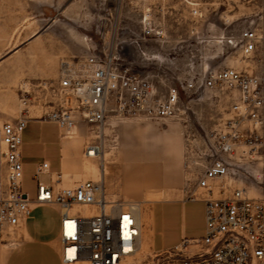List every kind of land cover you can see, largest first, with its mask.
I'll list each match as a JSON object with an SVG mask.
<instances>
[{
  "label": "rangeland",
  "instance_id": "rangeland-1",
  "mask_svg": "<svg viewBox=\"0 0 264 264\" xmlns=\"http://www.w3.org/2000/svg\"><path fill=\"white\" fill-rule=\"evenodd\" d=\"M191 2L200 15L191 14ZM147 10L155 30L162 32L160 39H142L140 19ZM263 26L262 0H0V123L29 118L22 148L23 188L36 196V162L47 159L55 167L60 159L59 126L45 117L53 107L51 83L57 81L62 59L113 58L118 67L151 79L161 97L169 87L195 82L192 91L181 92L174 117L112 115L101 131L79 123L63 142V148L69 142V158L74 157L71 168L78 164L82 169L80 175L72 174L70 186L97 180L103 172L108 197L139 203L141 244L126 264H172L174 257L158 255L149 245L152 205L190 195L205 163L201 153L206 142L234 115L235 92L205 88L201 79L215 69L234 67L253 72L264 83L261 53L245 54L239 38L243 30ZM176 139L181 141L180 151L172 145ZM93 142L103 143L108 162L83 158L85 146ZM254 163L263 165L262 160ZM40 179L48 182L52 176L43 174ZM249 182L251 195L264 193L263 184L255 187ZM204 223V203L191 200L185 220L183 215L176 219L166 240L185 232L201 236ZM28 227L38 240L55 238L59 210L51 205L36 209ZM50 247L23 243L12 253L11 264H59Z\"/></svg>",
  "mask_w": 264,
  "mask_h": 264
},
{
  "label": "built area",
  "instance_id": "built-area-1",
  "mask_svg": "<svg viewBox=\"0 0 264 264\" xmlns=\"http://www.w3.org/2000/svg\"><path fill=\"white\" fill-rule=\"evenodd\" d=\"M190 12L201 14L193 2ZM140 23L142 39H160L162 32L155 30L149 10L143 11ZM239 38L245 54L259 51L264 60V26L247 28ZM201 84L235 92L236 97L231 104L234 115L206 142L203 170L188 196L205 203L204 235L158 255L174 257L172 264H264V193L253 196L246 185L250 180L249 186H264L263 78L224 67L211 71ZM195 86L193 81L172 86L161 97L151 79L118 67L113 58H64L57 81L51 83L54 101L45 120L57 123L64 136L81 122L105 128L112 115L171 118L179 111L181 92ZM28 123V117L0 123V239L19 228L34 206L58 205L61 264H126L141 244L139 203L108 197L102 177L69 187L48 185L40 179L50 169L45 160L36 165L37 193L32 198L23 189L22 148ZM103 149L101 142L88 143L84 154L99 157ZM255 160L263 165L258 167ZM86 207L93 213L85 212Z\"/></svg>",
  "mask_w": 264,
  "mask_h": 264
},
{
  "label": "crops",
  "instance_id": "crops-1",
  "mask_svg": "<svg viewBox=\"0 0 264 264\" xmlns=\"http://www.w3.org/2000/svg\"><path fill=\"white\" fill-rule=\"evenodd\" d=\"M28 126V125H27ZM59 126V125H58ZM26 130V129H25ZM25 133V132H24ZM60 139L61 144L59 146V153H60V159L55 167L52 166L51 162L47 159H43L42 161H48L50 165L49 172L45 174H51L52 179L48 182H43L48 185H53L55 188H62V187H69L71 184V181L73 180L72 174L80 175L82 172L81 167L77 164L74 165L72 169V164L74 163V157L70 156L69 158V142L67 141L65 143V147L63 148V142L64 140L69 139L68 136H62L60 129ZM172 145L174 148H176L178 151L181 149V141L180 139H176L172 142ZM83 156V151H82ZM104 162H108L109 153L104 151ZM85 160H94V159H88L83 156ZM42 161L36 162V165ZM25 167V163H24ZM203 170V169H202ZM202 172V171H201ZM59 175H61V179L59 178ZM195 188V187H194ZM24 189V188H23ZM26 192L29 193L28 190L24 189ZM37 193V187L36 191ZM30 195V193H29ZM36 195V194H35ZM31 196V195H30ZM34 198L33 196H31ZM193 199L189 197H178L173 199H166V200H156L151 208L150 211V219L148 223V231H149V245L152 247L154 251L157 253H160L164 250L171 249L180 243H182L186 239H192V238H201L203 237L204 233L201 236H187L185 233L182 235V237H179L176 235L175 238H172L171 241H167L165 234L167 230L173 231L174 223L176 219L180 218L181 215H183V218L185 220L186 217V209L187 204L189 201ZM202 201V200H201ZM204 203V201H202ZM57 208L60 212V223H61V210L58 205H51ZM43 206H34L30 216L28 219L15 231L8 232L4 235L2 239H0V264H11V255L12 253L19 248L23 243H40L43 245H51L53 247H50L58 256L61 264L60 259V251H61V242H60V231L59 234L55 238H43V239H37L30 231L28 227V222L30 218L32 217L33 212ZM205 207V203H204ZM185 223V222H184ZM185 226V225H184ZM205 227V223H204Z\"/></svg>",
  "mask_w": 264,
  "mask_h": 264
},
{
  "label": "bare ground",
  "instance_id": "bare-ground-1",
  "mask_svg": "<svg viewBox=\"0 0 264 264\" xmlns=\"http://www.w3.org/2000/svg\"><path fill=\"white\" fill-rule=\"evenodd\" d=\"M232 42V41H231ZM102 129H104V128H101L100 129V131L102 130ZM73 132L74 131H72V132H70V133H68V134H65L64 136H68V137H71V135L73 134ZM102 143V142H101ZM102 145H103V143H102ZM104 150H103V153L98 157V156H93V155H85L84 154V150H83V156L85 157V158H88V159H95V158H100V157H102V159L104 158ZM100 168H101V164H100ZM100 174V176L102 177V178H104V173L103 172H100L99 173ZM104 180H105V178H104ZM86 210H85V212H87V213H93V211H90L89 210V208H85Z\"/></svg>",
  "mask_w": 264,
  "mask_h": 264
}]
</instances>
